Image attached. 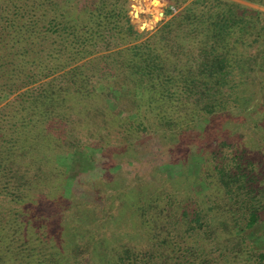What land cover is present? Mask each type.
Segmentation results:
<instances>
[{
  "label": "trees",
  "instance_id": "16d2710c",
  "mask_svg": "<svg viewBox=\"0 0 264 264\" xmlns=\"http://www.w3.org/2000/svg\"><path fill=\"white\" fill-rule=\"evenodd\" d=\"M130 9L0 0V264H264V10L191 0L140 31ZM228 113L253 121L257 153L212 151L198 177L183 175V191L168 190L178 176L158 174L156 185L124 172V158L91 198V169L70 178L67 158L88 147L94 170L113 148L143 166L151 140L162 151L196 118ZM57 218L69 243L53 232Z\"/></svg>",
  "mask_w": 264,
  "mask_h": 264
},
{
  "label": "rangeland",
  "instance_id": "374dc122",
  "mask_svg": "<svg viewBox=\"0 0 264 264\" xmlns=\"http://www.w3.org/2000/svg\"><path fill=\"white\" fill-rule=\"evenodd\" d=\"M189 1L191 0H131L130 14L133 22L137 24V27L140 31L145 29L153 30L158 26L159 23L171 17V15L167 14L168 9L177 12ZM233 1L239 2L254 9L264 10V6H261L249 0ZM156 2H158L159 4H156ZM158 6L161 12L160 19L154 21L153 19L158 13L156 12L155 7ZM145 23H147V25H145ZM110 100L109 101L111 107L116 112L119 111L118 107L113 102L114 99ZM3 102L4 101L1 99L0 104H2ZM234 116L235 115H231L228 113L223 116V118L225 119H222L221 116H219L221 118L215 116V118L213 119H207L203 117L196 118V120L190 126L187 127L188 135L186 137L183 138L182 136V138L178 141H175V143L161 148L163 149L162 151H158L156 149V146L158 145L157 139H155V141L153 142L151 140L149 145L151 152L149 153L150 156H147V158L150 159V162L147 164H143V166H139V163H141L142 161L141 158H144L143 156L138 155L137 160L135 157H131L137 161V163H131L130 161L125 160V156L127 155H122L121 149L113 148L115 154H117L116 157L113 153V150H110L111 147H108L110 151L103 154L106 156L98 157V162L96 163L97 168H95L94 170L93 168L95 166V162L93 161L92 156L94 153H96L97 150L88 147L85 149L84 154L75 153L67 158L66 164L69 166L68 171L70 174V178L73 180L75 175L81 172L82 170L91 169L93 171V174L84 175V177L82 176V183H84V185L82 184V187L86 188L84 198H91V194H94V188L91 184L94 183L99 185H113L114 180L112 179V177L120 176L124 170V172L126 173H135L136 175H152L154 176V178L152 179L155 183L157 182L156 179L158 177V174H167L175 177L178 176V178L180 179H175V183L174 181L168 183V190L176 191L178 189L183 191V186H186V183L183 182V175L189 174L198 177L201 173V169H203L202 166H209L206 165L207 163L204 164L205 160L208 159L209 163H211V155L213 153L212 151L214 150H220L221 154L230 156L232 153L231 146L229 147L228 145L232 144L237 149H247L250 155L252 154L253 156H255V153H257L256 144H258V142L257 139H254L253 128L251 124H249V122L253 121H248V119H246L245 121L242 117L238 119ZM223 120L234 121L233 124L230 126H227L225 121V125L223 127L221 126ZM189 135L194 136L195 138L197 136H201V138H199L197 141H192L188 137ZM223 143L228 144L224 146L222 145ZM192 145H195V150L193 154L189 151ZM122 148L125 150V146H123ZM133 151L134 150L130 152L132 153ZM63 156L64 155L60 157L61 161L65 159V157ZM117 158H120L121 160L124 158V161H122L124 164H126L124 170L116 168L115 164L118 163ZM201 184L203 185V187ZM201 184V186L198 185L197 187L199 189H205V184L203 182ZM137 187L138 188H136L134 192L136 199L138 198V195L141 191L144 190L149 193L152 192L154 188V186L151 184H148V186H146V188L143 190H140L141 187L139 185ZM66 193L68 196V194H70V191ZM79 193L80 192H78V194ZM131 200H133L132 197L130 198L128 203H130ZM131 210V206L125 205V212L122 215V221H126L127 217L130 215ZM52 223L54 229L53 232H57V235H61L60 237L62 238L64 243H69V236H62V233L58 231L62 228H65L66 225H63V223H61L60 225V221L58 218L52 221ZM140 244L141 243H139V245Z\"/></svg>",
  "mask_w": 264,
  "mask_h": 264
}]
</instances>
